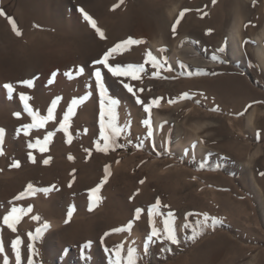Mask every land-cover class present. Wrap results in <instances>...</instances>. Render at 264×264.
I'll list each match as a JSON object with an SVG mask.
<instances>
[{
    "label": "rangeland",
    "instance_id": "374dc122",
    "mask_svg": "<svg viewBox=\"0 0 264 264\" xmlns=\"http://www.w3.org/2000/svg\"><path fill=\"white\" fill-rule=\"evenodd\" d=\"M80 9L97 22L105 39ZM184 9L188 11L173 34L172 25ZM0 11L5 13L0 16V128L5 132L0 145V264H17L11 247L17 237L19 264H28V243L36 251L33 264H110L120 244L123 256L129 246L137 250V264H264V0H0ZM8 17L21 36L12 32ZM129 37L144 43L110 58V64L144 63L150 51L167 61L159 75L145 64L138 80L116 78L93 64ZM182 40L192 42L198 62L173 55ZM220 47L223 53L217 51ZM79 67L85 71L76 76ZM96 68L108 96L119 102L115 123L123 129L106 153L95 148L96 142L103 146ZM69 71L72 79L65 75ZM26 79L33 80L32 88L18 83ZM6 83L13 84V93L3 88ZM21 93L41 116L59 97L55 120L27 136L17 133L32 123ZM184 93L188 98L178 99ZM82 97L87 98L74 109L65 136L58 131L60 120L71 100ZM137 97L145 105L160 99L145 113ZM144 119L150 120V137ZM49 132L54 135L45 151L28 147L37 140L43 144ZM13 161L20 167H12ZM106 165L111 175L101 187V201L89 211L90 190L103 179ZM28 184L35 193L14 200ZM156 198L161 215L153 217L154 226L162 231L171 212L180 243L154 239L145 253L151 231L147 209ZM29 205L32 211L22 216L16 232L2 225L12 207ZM136 208L144 210L138 220ZM205 213L217 223L209 220L195 240L188 239L198 222L203 225ZM33 215L39 220H32ZM129 220L130 232L104 236ZM45 222L49 228L30 241L28 234ZM88 242L91 246L84 249Z\"/></svg>",
    "mask_w": 264,
    "mask_h": 264
},
{
    "label": "snow or ice",
    "instance_id": "6c2138e0",
    "mask_svg": "<svg viewBox=\"0 0 264 264\" xmlns=\"http://www.w3.org/2000/svg\"><path fill=\"white\" fill-rule=\"evenodd\" d=\"M120 2L123 3V0H120ZM215 2H216V0H213V4H215ZM117 6L118 5H114L113 9H115ZM80 11L83 15L84 20L87 21V23L90 25V27L95 30L96 35L101 40L105 39L106 38L105 33L101 30V28H99L97 26V22L83 9H80ZM186 11H188V10L184 9L183 11H181L179 17L176 20V23H174L172 25L173 34L176 33L177 24H179L180 18L183 17V15ZM4 15H5V13L3 11H0V16H4ZM7 19H8V23L11 26L12 32L17 37L21 36L22 33L18 29V26H17L16 22L13 20V18L8 17ZM142 43H144V41L134 39L132 37H129L123 41L117 42L112 47H110L107 51H105L103 53L102 57L94 60L93 64L94 65H102L103 68L107 69V71L113 77H116V78L123 76V77H131L132 80H138L140 78V74L145 71V64H150L153 69L157 70L156 72H153L154 76L159 75L158 70H160L167 63V61L158 60L155 56L152 55V53L150 51L146 52L144 63H140V64L129 63V64H125L123 66H121L120 64H116L114 66L112 64H110V62H109L110 58H114L115 56H117V55L121 54L122 52L128 50L130 48V46H132V45H139ZM161 51H163V49H161ZM217 51L220 53H223L225 51V48L220 47L219 49H217ZM212 59L217 60L218 57L214 55L212 57ZM220 62L223 63L224 61H220ZM181 67H183V65H181ZM170 70L171 69H169V71ZM84 71H85V69L83 67H79L75 70L74 75H76V76L82 75L84 73ZM93 74L96 78L95 79V87L99 90V95L101 98V100H100V140L103 141V146H101L100 142H96L95 148H96V151H98V152H105L106 153L110 147L114 148L116 146V143H115L116 138L119 137L123 131V129L118 127V125L115 123L116 113H115L114 109L118 106L119 102L117 99H114V98L108 96V94H107L108 89L105 87V84L103 82L101 70L99 68H96V70L94 71ZM189 74H191V73H189ZM56 75H57V73L53 72L52 78L54 79ZM65 75L69 79L73 78V72H71V71L66 72ZM53 79H49L48 83L51 84L53 82ZM18 83L23 85V86H26L28 88L33 87V80H31V79L22 80V81H19ZM3 88L6 89L9 94L13 93V91H14L13 84H11V83L4 84ZM123 88L126 89L133 96L136 95V93L133 90V87L130 86L128 83H123ZM137 91H143V90L137 89ZM86 98L87 97L72 99L71 102L69 103L68 108L64 112L63 118L60 120V123H59L58 131H62L65 134V136H68L69 121H70V117L75 114L74 109L76 108V106L78 104L82 103L83 100ZM187 98H188L187 93H184L180 97H178V99H187ZM19 99L23 103V110L25 112H27V114L31 117L32 123L21 125V127L17 129V133H20L22 131L23 134L25 136H27L31 129L43 128L44 125L48 121L55 120V118H56L55 117V108L57 106V101L60 99L59 97H57L56 99H54L52 101L51 106L47 109V115H45V116L39 115L38 112L34 111L30 107V105L28 103V101L30 99L29 96L21 93L19 95ZM159 99L160 98L153 99V100H151V102L149 104L145 105L144 102L139 97H137L136 103L143 106L145 113H149V110L153 105L159 104ZM175 102H176L175 100L169 101L170 104L175 103ZM216 110H218V109H213V111H216ZM13 115L16 116L17 118H19L20 113L16 112V113H13ZM238 115H243V113H239ZM106 118H107V123H105ZM142 124L149 128L148 135L150 137L152 135V132L150 129V120L144 119L142 121ZM53 135H54V133L49 132L44 137L43 144H41V142L39 140H37L35 144L29 143L28 147L34 148V147L39 146L40 151L43 152L46 150V145L50 142ZM257 136H259V132L257 133ZM4 137H5L4 129L0 128V145H3ZM67 142L71 143V139L69 138ZM85 151H88V150L86 149ZM0 155H3V149L2 148H0ZM28 159L32 160V162H35L31 153H29ZM68 159L72 160L73 157L71 155H69ZM44 163L47 164L48 160H45ZM11 166L15 167V168H19L20 162L19 161H13ZM201 167H203V165H201ZM73 171H75V170H73ZM110 175H111V173L109 171V166L106 165L104 168L103 179H101L100 183L97 184L94 188H92L90 190L89 211H91L93 209V202L99 203L101 201L102 197L99 195L101 187L103 186L104 183L107 182L108 177ZM262 175H264V173H262ZM140 183H143V181H140ZM69 187H71V182L69 183ZM35 191H36V189H34L33 185L28 184L26 189L24 191L20 192L13 199L17 200V201L22 200L25 198L26 195L34 194ZM43 191L47 192L48 189H44ZM165 207H167V206L165 205ZM160 208H161V201L159 198H156L155 203L150 205L147 209L148 223L151 226V231L146 236V239L144 241L145 253H147L148 245L150 243L154 242V239L163 238L165 241H167L168 243L173 244V245H178L180 243V240L177 237L176 231L172 227L173 214L171 212H169L167 214V218L163 220L164 227H163L162 231H161V229L154 226L153 217L161 215ZM31 211H32L31 205H29L27 209L12 207L11 210L6 215H4L2 217V225L6 226L12 232H16L17 231L16 225L20 222L22 216L27 215V213H29ZM72 211H73L72 209H69V211L67 213L69 218L72 215ZM143 211L144 210L142 208H136L134 219L138 220ZM187 215L191 216L192 214L189 213ZM31 219L35 221V220H39V217L33 215L31 217ZM209 220H211V222L213 224L217 223L216 218H214V217L210 218L205 213L203 225H200L198 222L197 229H193L192 235L189 236L188 239L195 240L197 235L200 234L199 229L206 227ZM68 222H69V220L66 219L65 223H68ZM132 226H133V220H129V222L127 223L126 226H122L119 228H113L109 232H105L104 236L107 237L112 233L130 232L132 229ZM185 227L187 228L188 225H185ZM48 228H49V225L45 222L42 225V227H39L35 230V234H33V233L28 234L29 240L30 241L36 240L37 238H39L42 235L43 231L48 229ZM20 244H21V240L18 237L11 242V247H12V250L15 252L17 264H19V261L21 259L20 248H19ZM90 246H91V242H88L87 244L84 245V249H86ZM27 249H28V264H33V257L36 255V251L34 249L33 244L28 243ZM3 251H4V247L2 244H0V252H3ZM122 251H123V245L122 244L115 246L114 250L112 251L114 258H113V260L110 261V264H137V256H136L137 250L135 248L129 246L127 249V255L126 256L121 255ZM81 256H82V258H85L83 249L81 251ZM5 264H7L6 260H5Z\"/></svg>",
    "mask_w": 264,
    "mask_h": 264
},
{
    "label": "bare ground",
    "instance_id": "6f19581e",
    "mask_svg": "<svg viewBox=\"0 0 264 264\" xmlns=\"http://www.w3.org/2000/svg\"><path fill=\"white\" fill-rule=\"evenodd\" d=\"M263 31H264V29H263ZM236 32H237V30H236ZM184 44H187L189 46H183ZM191 44H192V42H190V41L187 42V40L186 41L182 40L180 42V44L174 46L173 55L177 54L180 57H183L184 59H187L193 63L198 62V60H196V58L194 57V54H196V52L194 51V47Z\"/></svg>",
    "mask_w": 264,
    "mask_h": 264
}]
</instances>
